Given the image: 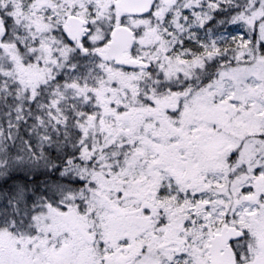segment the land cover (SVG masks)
Masks as SVG:
<instances>
[{"label":"snow or ice","instance_id":"6c2138e0","mask_svg":"<svg viewBox=\"0 0 264 264\" xmlns=\"http://www.w3.org/2000/svg\"><path fill=\"white\" fill-rule=\"evenodd\" d=\"M0 264H264V0H0Z\"/></svg>","mask_w":264,"mask_h":264}]
</instances>
